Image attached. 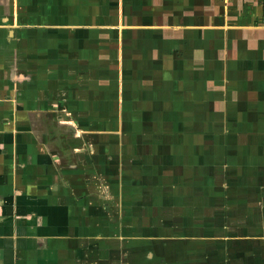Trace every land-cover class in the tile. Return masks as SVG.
<instances>
[{"label":"crops","instance_id":"obj_1","mask_svg":"<svg viewBox=\"0 0 264 264\" xmlns=\"http://www.w3.org/2000/svg\"><path fill=\"white\" fill-rule=\"evenodd\" d=\"M62 1L0 0V264H111V241L126 239L121 226L143 203L134 200L140 191L129 190L125 178L113 185L126 172H105L109 194L120 197V214L111 216L106 196L95 193L101 185L88 181L101 173L88 159L91 147L76 152L84 143L77 123L89 125L95 111L112 108L113 95L100 97L115 80L106 75L110 42L100 38L112 27L79 25L80 11L69 15ZM119 8L121 20L131 14L163 34L136 42L133 54L139 60L151 54L146 67L167 81L168 91H152L154 111L160 113L165 94L174 99L196 80L206 91L225 81L234 95L257 93L256 105L251 99L243 105L264 110L262 0H134ZM184 48L187 54L178 56ZM120 70L123 82L141 79ZM122 90L121 108L142 105L141 92ZM77 113L85 114L82 122L74 120ZM62 114L69 118L60 122Z\"/></svg>","mask_w":264,"mask_h":264},{"label":"rangeland","instance_id":"obj_2","mask_svg":"<svg viewBox=\"0 0 264 264\" xmlns=\"http://www.w3.org/2000/svg\"><path fill=\"white\" fill-rule=\"evenodd\" d=\"M122 1L133 6L134 0L62 1L69 15L80 11L79 25L112 27L109 35L100 37L110 42L111 59L102 66L111 69L106 75L116 80L100 97L113 95L112 108L110 112L95 111L91 115L95 121L89 125H85L87 121L77 123L84 143L76 150L91 147L88 159L101 173L88 181L101 185L95 193L106 196L111 216L120 214V197L113 191L109 194L111 176L105 172H126V177H114L113 185L116 181L123 185L125 178L129 190L140 191L133 194L135 201L143 202L140 213L129 216L127 225L121 226L126 241L125 236L111 241L115 250L111 264H264V110L243 105L249 99L256 105L257 93L234 95L225 81L220 82L222 87L217 89L213 83L206 91L200 88L205 82L196 80L194 89L180 91L174 99L165 94L160 113L154 111L152 91H168L167 81L150 71V64L146 67L151 54L141 60L133 54L136 42L157 35L163 39V34L159 36L151 31V23L129 17L131 14L121 20ZM144 2L148 5L150 0ZM262 9L264 24V0ZM135 25L143 29L126 28ZM180 50L183 53L179 51L178 56L187 54L185 48ZM161 53L169 56L166 51ZM121 65L141 79H117L122 76L118 73ZM124 87L141 92L142 105L121 108ZM64 115L57 120L69 118ZM83 115L75 114L74 120L82 122ZM78 164L87 161L81 156Z\"/></svg>","mask_w":264,"mask_h":264}]
</instances>
